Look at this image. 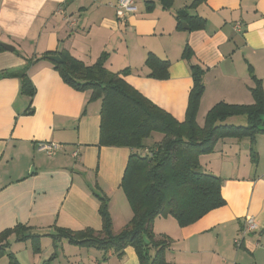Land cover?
Masks as SVG:
<instances>
[{
    "label": "crops",
    "instance_id": "1",
    "mask_svg": "<svg viewBox=\"0 0 264 264\" xmlns=\"http://www.w3.org/2000/svg\"><path fill=\"white\" fill-rule=\"evenodd\" d=\"M148 1L135 0L138 10L122 17L118 0H0V41L15 47L0 51V232L18 223L41 233L54 232L55 226L99 231L94 191L109 197L115 232L133 217L121 187L131 149L100 144L102 101L91 100V90L64 82L50 60L29 64L36 87L32 99L21 92L19 77L2 71L20 69L27 58L47 51L66 49L87 65L106 53L108 70H125L129 84L183 121L193 86L190 63L199 62L205 68L200 126L220 101L253 103L252 74L264 89V0H173L169 8L162 0H152L151 7ZM178 12L184 13L180 27ZM196 18L203 26L191 28L187 21ZM187 45L194 52L191 61L183 57ZM149 53L170 62L167 79L149 75ZM44 142L62 148L48 156L38 150ZM216 150L201 155L200 163L223 179L226 205L184 227L172 216L157 218L153 230L172 239L165 255L173 264H264V134L254 144L249 138L221 139ZM247 216L258 230L237 247L234 240ZM167 223L174 232L162 228ZM45 237L52 239L42 236L40 252L31 244L34 264H56L59 247L70 264H140L133 246L106 257L95 248L65 254L66 239H52L45 249ZM12 240L18 241L10 236L11 246ZM14 254L20 261L17 250ZM0 264H10L7 255Z\"/></svg>",
    "mask_w": 264,
    "mask_h": 264
},
{
    "label": "trees",
    "instance_id": "2",
    "mask_svg": "<svg viewBox=\"0 0 264 264\" xmlns=\"http://www.w3.org/2000/svg\"><path fill=\"white\" fill-rule=\"evenodd\" d=\"M162 1L166 8L173 3V0ZM147 4L151 7L153 1L149 0ZM183 17V12L176 14L178 27L182 25ZM193 22L196 24L193 25ZM203 22V19L197 18L187 21L191 28L201 27ZM2 50L4 47L0 41ZM52 55H59L62 62L52 60ZM193 55L192 48L187 45L183 57L191 61ZM106 56L104 53L96 63L87 65L66 49L47 51L40 57L27 58L20 69L2 71V75L19 77L21 92L32 99L36 87L28 74L29 64L36 60H50L64 82L76 90L89 89L91 100L102 101L100 144L131 149L121 187L133 210V217L125 228L115 232L109 197L94 191L100 201L101 230L86 228L74 231L55 226L54 232L41 233L31 226L18 223L0 232V257L7 255L10 264H21L14 252L9 250V237L12 235L18 241L30 239L34 252L41 251V238L49 235L56 243L66 239L76 246L101 250L105 257L110 253H122L126 247L133 246L140 264H173L165 255L172 239L154 232L155 218L172 216L184 227L211 210L226 205L222 194L223 179L202 168L201 155L212 153L221 139L249 138L254 144L257 135L264 134L261 119L264 114V89L262 81L254 74L252 78L256 86L251 89L253 103L220 101L208 111L204 126H200L197 114L205 90V68L199 62L190 63L193 86L185 119L179 121L129 84L124 78L125 70H108L105 66ZM145 64L151 70V77L161 80L169 77L168 60L149 53ZM237 115L245 116L247 124L222 123ZM155 132L162 133L163 138L147 146L145 140ZM252 155L253 161L257 162V153L253 149Z\"/></svg>",
    "mask_w": 264,
    "mask_h": 264
},
{
    "label": "rangeland",
    "instance_id": "3",
    "mask_svg": "<svg viewBox=\"0 0 264 264\" xmlns=\"http://www.w3.org/2000/svg\"><path fill=\"white\" fill-rule=\"evenodd\" d=\"M203 122V121H202ZM201 122V123H202ZM222 123H226V124H235V125H245L247 124V120H246V117L245 116H242V115H237V116H231L229 117L228 119H226L224 122ZM204 123H202L203 125ZM163 138V134L162 133H159V132H155L153 134L152 137L148 138L145 140V144L147 146H151L153 145L155 142H158L160 141L161 139ZM221 140H219L218 142H220ZM215 153H218V150H216V147L214 149V151L212 153H209L211 155L215 154ZM214 162L217 163V160L214 158ZM31 170V169H30ZM163 216H158L155 218V220L158 218H162ZM169 217V216H168ZM167 218V217H165ZM175 219V218H174ZM154 220V221H155ZM162 228H166V230H170L172 232H174L172 230V227L169 226V224L167 223L166 225H164V227ZM64 243L66 245L65 247V254H68V253H71L73 250L74 253L78 254L79 252H81L83 254V250L84 249H87V247H75V246H71L66 240H64ZM31 240L30 239H27V240H20V241H15V240H12V251H18V258L20 259V261H24V264H34V261L33 259L31 258V250H30V247H31ZM49 244H52V239L51 238H47L45 237V239L42 241V246L46 249L47 246ZM69 247L71 249H69ZM170 247V246H169ZM59 252H60V256L61 258L58 260V262L56 264H70L68 262V260L66 259V256L63 255V250H62V247H59L58 248ZM86 255V254H85ZM30 256V257H29ZM82 256V255H80ZM79 257V256H77ZM36 262V261H35ZM75 264H78V261L74 262Z\"/></svg>",
    "mask_w": 264,
    "mask_h": 264
},
{
    "label": "built area",
    "instance_id": "4",
    "mask_svg": "<svg viewBox=\"0 0 264 264\" xmlns=\"http://www.w3.org/2000/svg\"><path fill=\"white\" fill-rule=\"evenodd\" d=\"M118 8L122 12V17H126L129 14H132L138 10L135 0H118ZM238 27L240 24L238 23ZM62 145L56 142H44L39 147V151L45 152L48 156L53 155L55 152L60 150ZM74 156L78 155L77 151L73 152ZM245 226L238 233L237 237L234 240V243L237 247H240L243 243V240L252 232L258 230V224L256 223L253 216H247Z\"/></svg>",
    "mask_w": 264,
    "mask_h": 264
},
{
    "label": "water",
    "instance_id": "5",
    "mask_svg": "<svg viewBox=\"0 0 264 264\" xmlns=\"http://www.w3.org/2000/svg\"><path fill=\"white\" fill-rule=\"evenodd\" d=\"M189 28V27H188ZM1 45L4 47V49L9 50V51H13L14 50V46L12 44L9 43H5L1 41ZM52 60L56 61V62H62V58L59 55H52L50 56ZM261 119L264 122V114L261 115Z\"/></svg>",
    "mask_w": 264,
    "mask_h": 264
}]
</instances>
